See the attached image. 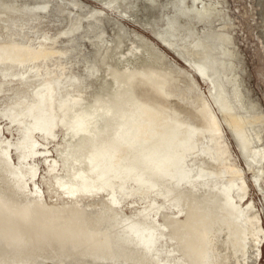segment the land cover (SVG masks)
Returning <instances> with one entry per match:
<instances>
[{
    "label": "rangeland",
    "instance_id": "1",
    "mask_svg": "<svg viewBox=\"0 0 264 264\" xmlns=\"http://www.w3.org/2000/svg\"><path fill=\"white\" fill-rule=\"evenodd\" d=\"M105 1L0 0V47L17 43L58 52L25 65L0 64V72L9 70L8 75L0 73V167L8 166L10 176L21 168L22 176L14 186L26 200L30 230L40 245L32 249L17 236L25 225L0 178V264H264V0H119L112 9ZM180 4L185 9L207 5L211 9L203 20L188 21L176 15L175 5ZM198 43L211 46L224 68H230L228 63L232 66L222 82L234 113L254 121L245 127V137L252 143L248 153L224 121L213 87L192 63L206 57ZM112 65L114 74L108 68ZM117 75L140 79L148 86L141 98L145 105L154 106L157 96H163L196 112L207 101L220 121V133L197 136L196 159H187L188 166L193 165L191 178L174 191L181 200L167 202L161 196L163 188L148 189L146 195L130 181L131 196L118 192L122 198L112 211L97 206L91 211L93 223L76 216L73 207L58 214L54 206L61 207L65 200L58 198L52 175L64 174L59 169L50 173V168L59 164V152L68 137L57 123L51 135H34L33 156L26 146L17 150L19 121L33 122L36 117L32 109L23 111V105L37 101L35 92L44 82L57 90H61L60 82L66 84L62 94L67 93V104L78 96L91 102L99 90L108 98H119ZM73 76L77 82L72 84ZM57 99L55 95L53 107L60 116ZM125 106L126 115H131L129 102ZM81 137L71 140L69 152L84 141ZM206 141L211 148L213 177L209 180L198 175V163L203 160L199 143L206 146ZM252 149L259 152L254 155ZM70 156L64 162L73 177L77 168L68 169ZM24 163L37 170L32 181ZM224 167L240 173L227 187L226 174H218ZM35 187L49 214L35 202ZM103 198L107 195L101 193L83 197L81 202ZM251 207L259 225L250 216ZM143 210L149 211L148 220L134 218ZM140 225L143 230L138 229Z\"/></svg>",
    "mask_w": 264,
    "mask_h": 264
},
{
    "label": "bare ground",
    "instance_id": "2",
    "mask_svg": "<svg viewBox=\"0 0 264 264\" xmlns=\"http://www.w3.org/2000/svg\"><path fill=\"white\" fill-rule=\"evenodd\" d=\"M191 1L194 2L195 0ZM118 2L119 0H106L104 5L112 9L113 4ZM203 4L201 5L203 6ZM207 6L185 9L182 7V4L179 6L175 5V10H177L176 15L180 14L187 18L188 21L193 19L203 20L204 15L211 9H208ZM212 9L214 10L213 7ZM96 13L102 12L96 11ZM72 29L74 31L76 28ZM170 37L172 38L173 36L171 35ZM223 40V38L219 39L220 42H223ZM164 43L173 48V45L168 43V41L165 40ZM197 47L202 49L206 57L199 59L196 63H192L196 67V71L213 87L215 100L219 110L223 114L224 121L234 134L240 138L241 147L244 151L247 150L245 152L248 153L249 145L252 143L245 137V127L248 124H253L254 121L251 120L252 118H246L234 113L236 109L228 100L222 82V77L227 78L226 72H231L232 66L228 63L230 68H224V63L215 59L211 46H204L203 43H198ZM56 53L58 52L52 49H45L41 46L32 48L30 45L13 43L3 48L0 47V64L8 62L16 66L25 65L26 62L29 64L31 61L46 59ZM192 63L188 64L191 66ZM12 67L14 68V66ZM220 67L222 68L219 69ZM108 68L114 74L113 65L108 66ZM10 69L11 71L13 70L12 68ZM8 71V69L7 71L3 69L0 73L5 76L8 75ZM116 78L120 85L119 89H121L118 94L119 98H108L104 94H101L99 90V92L93 95L91 102H85L78 96L79 98L74 97V101L67 104L68 102H64V98H67V93L62 94V87H65L66 84L62 85L60 82L59 86L61 90H57L53 84L44 82L40 85L39 90H35L37 101L32 105L26 102L23 105V111L32 109L36 112V117L33 122L18 120L22 131L21 143L17 147L15 146L17 150L22 151V146H26L29 149V153L33 156L37 146L34 135L38 133L40 135H51L57 123L63 127L64 137H68L64 142L63 149L60 152L58 151L60 154L59 164H54L50 168V173H54L59 169L58 171L62 170L64 174L63 177H54L55 174L52 175V184L58 190L56 191L58 198L65 200V203L61 207L53 205L54 211L58 212V214H60V210L64 211L66 209L71 211L68 208L73 207V210L77 211L76 216H81L80 218L84 217L93 223L96 219L92 217L91 211L95 210L99 205L100 209L103 208L106 211L114 210V207L120 204L122 195L126 198L131 196L128 193L130 192L128 191V184L131 182L140 191L142 189L145 194L148 189L163 188L165 193L161 194V196L167 202L179 201L181 200V196L174 191L181 186L182 182H188L191 178L190 173L193 172V165L189 167L187 159L189 161L196 159L197 151L194 153V149L198 141L196 139L197 136L204 132L209 135L220 133V121L207 101L203 100L202 107L196 112L184 109L178 102L172 101L170 97H167L166 100V97L163 96H157L154 106L145 105V102H142L141 98L144 91L148 89V86L142 80L130 79L120 75ZM70 80L72 84L77 82L74 76ZM236 94L237 92L235 91L233 94L234 98H237ZM55 95H58V101L55 106L59 109L60 116L56 115L54 111L55 107H53ZM97 101H102V104L98 105ZM128 102L130 104L131 115L127 116L125 105ZM63 104L65 105V109H62ZM81 136H84L85 139ZM74 137L79 139L81 137L84 141L76 145L69 152L68 148ZM199 144H201L199 152L203 160L201 163H198L200 170L198 175L209 180L210 177H213L210 175L212 173V163L209 164L211 148L208 146L207 141L206 146L202 142ZM219 146L221 145H218L217 148ZM258 152L252 149V154L255 155ZM66 154H71V162L67 165L68 169L71 165L77 168L76 175L73 177L69 176L68 171H66L64 162V157L68 156ZM24 165V168L30 171L32 181L37 170L34 166L27 165V163H24ZM8 169V166L0 167V178L4 181L7 199L16 207L17 215L24 222L23 225H25V230L17 231V236L27 242L32 249H36L40 245L38 246L39 242L34 239V234L30 230L31 222L28 220L30 213L26 207V200L18 193L17 187L14 186L16 181L22 176V170L21 168H16V172L13 176H10ZM223 171L224 173H222ZM218 174L221 177L222 174H226L224 175L227 178L226 187L233 177L240 176L238 170L230 167H224ZM60 182L62 183L61 187H59ZM118 192L122 195L118 194ZM101 193L106 194L107 198L86 204L81 202L83 197H96ZM35 202L39 207L40 205L44 206L45 215L49 214V206L45 205L40 191L36 187ZM148 212V210L139 211L138 215L134 216V218L146 221L149 219ZM249 213L253 222L259 225L256 212L252 207ZM101 215L97 217H101ZM59 217L61 218L60 215ZM132 227L135 229L136 225ZM138 229L143 230L144 228L140 225ZM42 239L43 241L46 240L45 237Z\"/></svg>",
    "mask_w": 264,
    "mask_h": 264
}]
</instances>
